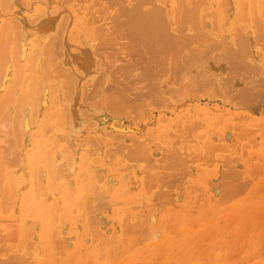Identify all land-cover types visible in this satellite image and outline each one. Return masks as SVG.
Wrapping results in <instances>:
<instances>
[{
	"label": "rangeland",
	"instance_id": "obj_1",
	"mask_svg": "<svg viewBox=\"0 0 264 264\" xmlns=\"http://www.w3.org/2000/svg\"><path fill=\"white\" fill-rule=\"evenodd\" d=\"M109 1L110 0H78V1L76 0H72V1L71 0H9V1L2 3L0 0V31L2 30L0 32V47H1L0 48V51H1L0 66H2L6 58L7 60L8 59L10 60V62L7 60L4 62L3 66L7 63L4 66V68L3 66L0 67V70H1L2 68L5 69V67L8 65L6 67L4 80L3 81L0 80V84H1L0 88L3 87L4 85V87L0 89V107L2 106V108L0 109V114H2L3 112V116L0 115V122H1L0 125L5 122L4 120H6V117H10V115H8L7 113L9 112L10 109L16 110V108L19 107L20 103L24 102L23 98H21L24 95L27 96V95L32 94L33 96H35L37 94V96L35 97L40 98L41 94H43L44 90H46L44 99L45 101H47V104L45 105V107H43L46 109L40 110V111H43L44 116L43 117L38 116V121H36L35 127L31 128L32 130L29 129L28 133L24 135L23 138H20V141H18L17 138L15 139L14 137L15 134L12 133L13 131L12 126L10 127L11 128L10 129L9 128L10 125L8 127L6 125L4 132L0 131V140H1L0 152L2 154L6 153V155L5 154L2 155L0 153V191H1L0 192L1 194L0 204H6L4 209L7 208L6 210H4L3 214L0 213V224L3 221L7 229L6 227L1 226L0 233L2 235L6 234L4 232V228L8 231V232L6 231L7 233L10 232V235H8V239L6 237L7 235L6 236L3 235L5 237L6 242L5 240L3 241V239L1 238V240L5 243L0 246H3L2 249L5 248L6 250H8L9 248L10 252L6 251L7 253L9 252L8 255L12 254L10 255L9 258L16 255L18 262L15 257L11 258L15 260L13 262V260H10L8 259V257H6L8 255L4 256L5 254H1V251H0V254L4 258L6 257V259L4 260L8 259L10 261L9 264H13V263L15 264L17 263L18 264H62V262L63 264H138L140 261L142 263H139V264H145V263L146 264H155V263L156 264L158 263L159 264H171L172 259H170L169 255L166 256L168 254V250L166 251V248L168 249L169 246L177 244L175 242H178V241H179L178 243H180L181 241L184 242L186 239L185 234L187 231L193 232L194 235H197L198 233L195 232V230H198L199 232L202 230V228L207 229L208 227H210L209 229L212 232L207 229V233L210 232L212 233V235L208 233L211 235L209 236L207 233H205L206 236L202 238L203 242L200 245L201 248L197 250L199 251V253L195 252L194 254L196 258L195 257L191 258L192 255L189 258L190 264H264V101L257 100V101H252V103H250L251 101L246 102L244 100H240L242 99V97L240 96L239 91L241 90V88H243L244 84L245 86H249L248 83L245 80L242 81L241 80L242 77H240V75H235V74L233 75L232 73L234 71L232 70H229L230 74H228L229 72L227 71L228 72L227 73L226 70H228L227 68L230 69V67H227L226 64L222 65L223 63L231 62L232 61L231 58H234V56L239 55L240 57L239 56L238 57L241 59L239 58L238 59L240 61L242 60V62L248 65L251 64L252 67L256 66V68L261 69L259 71L260 73H264L262 72L264 71L262 70L264 69V65H262L264 64V46H262L264 45V43H262L264 42V40H262L264 39V16H262L264 15V13H262L264 12V8H261V7L259 8L258 6L254 5L256 7V8L254 7L256 11L255 10L252 11L253 5H250L248 3L246 5V2L244 3L240 0L237 1L238 3L235 0H216V2L215 0H185V2L184 0L183 1L174 0L175 1L174 7H177V8H175L176 14H173V15L174 16L177 15V17L175 18L174 16H172L174 17L172 19L174 20L175 24L171 23L168 26L169 32L166 31L168 30L167 27L165 28V32L170 33L171 34V35L169 34L170 36L173 35L176 37L178 36L180 37V38L178 37L179 40L181 41L178 43L180 50L179 51L175 50L177 53H175V51L173 52V54L178 55V56L176 55L174 56L175 59L173 58L174 60H176L175 62L173 60L167 64H162L163 65L162 67L161 65H158L157 68L160 67L161 69L162 68L165 69V71H163V69L160 70L159 68V70L162 73L161 74L160 72H158L157 68L153 66V63L150 64L151 62L150 57L149 56L146 57L148 54L147 55L141 54V53L145 54V52L148 53V51L144 52L142 49H145V47L149 46V44H147V46L145 47H142L143 45H140V44L141 43L144 44L145 43L144 41H143L144 43L142 41L141 43H139L140 41L136 40L138 43H135L136 41L133 43L134 41L133 39H132V42L130 41L131 43L129 42L128 44V39L129 37H131V36H128L130 32L129 31L130 27L124 28L123 24H120L122 21L124 22L127 19V18H124L125 17L124 14H123L124 17L122 16L123 18L122 17L120 18V15H121L120 13L122 12L126 13L128 9L129 10L132 9L130 7H134L137 1L136 0H118V1L115 0L116 1L115 3L114 0H111L110 3L112 2L113 3V4L111 3L112 5L108 3ZM183 2L186 3V5L188 4L187 7L183 4ZM6 3H8L9 5H6ZM130 4H133V6L132 5L130 6ZM151 4L152 3L147 5L146 3L145 5H140V7L142 6V8H140V12L142 10L147 11V9L150 8ZM197 4L199 5L202 4L201 11L202 10H205V11L204 12L199 11L198 12L199 15L198 13H196V14H192V16L191 15L185 16V18L183 17L184 18L183 20L180 18L182 16V13H185L191 7H195V5L197 6ZM73 6L75 9L73 8ZM245 7L247 10H245ZM77 8H80L81 12L82 11L84 12L80 14L79 13L80 9L78 10V12L77 11L75 12ZM82 8H84V10H82ZM126 8L128 9L126 10ZM257 9L259 10V12H257L258 11ZM179 11H181V14H179L180 13ZM252 13H253V16H252ZM85 15L87 16L90 15V16L86 17L87 18L86 19L84 17ZM178 15H180V17H178ZM93 16L98 19L96 18L94 19ZM38 18L39 19L44 18V19L40 20L41 21L40 22ZM88 18L89 19L91 18L92 21H95L94 25H98L97 26L98 28L94 26L93 23H90L91 20H89ZM257 18L260 23L257 22ZM37 19L38 21H36ZM50 19H51V22H50ZM169 19H171V17ZM238 20L239 22H237ZM166 21L168 22V20ZM183 22L184 23L188 22V23L184 24ZM233 22H236V24H234ZM33 24H37V25H33ZM90 24H91V27L93 25V27L95 28L93 27L90 28ZM118 24L119 26H122L123 29L121 27L117 28ZM177 24H179L180 26ZM80 25L81 26L86 25V26L81 27ZM99 25L100 26L102 25V26L99 27ZM80 28H83V30ZM126 28L128 30H126ZM10 29L13 32H11ZM112 30H114L116 34ZM8 31H10V33ZM45 31H48V32L50 31V32L49 33L46 32L48 34L46 35ZM81 31H83L84 33L83 32L80 33ZM137 32L138 31H135V36L136 38L138 37V39L140 40L142 36L141 34L138 33L141 36L139 37V35H137ZM6 33L7 34L9 33L10 38L7 37L8 35ZM132 33H130V35ZM259 33L261 34L259 35ZM109 34L113 35V37L108 36ZM114 35L115 36L118 35L119 38L118 37L115 38ZM132 35L134 37V33ZM111 37L113 39L115 38L116 41L113 40ZM106 38L110 41V43L111 42L112 43L110 44L109 42H107L108 40ZM6 39H8L9 44L6 41ZM10 39L11 41H9ZM13 39L15 40L16 44L13 41ZM3 40H5L6 42ZM144 40L146 39L144 38ZM20 41H24L25 52H26L25 60L27 63H25V67L22 66V68L24 69L23 71H21L20 69L18 70L17 68L14 69L15 65L13 64L14 65L13 66L9 64V63H13L14 62L13 60L15 59V56L14 58L12 57L14 54H10L9 48H11L12 46L17 47V45L20 44ZM105 42H107L106 44L108 43L109 44L105 45ZM6 43L8 46L7 45L4 46V44ZM148 43H151V41H149ZM112 44L115 46H112ZM180 44L183 47L182 49L180 48L181 46ZM131 45L132 46L134 45V46L132 47ZM137 46L139 49L137 48ZM113 48L115 50H113ZM127 49L131 51L128 52ZM116 50H118L117 52L120 51L119 52L120 54L116 53ZM6 51H9V53ZM126 51L128 55L131 52L129 56H127V53H123ZM132 52H134L135 54L133 55ZM137 53H140V54H137ZM31 55L32 57H34V60H32L33 58L31 57ZM36 57L40 58V61L37 64V66L33 63L35 62ZM194 57H197V58H194ZM127 58H131V59H127ZM28 60H30L31 62L30 61L28 62ZM192 60H193V63L195 62L194 64L196 65L192 63ZM217 60L218 62H216ZM86 62L87 63L89 62V67H92V69H98V70L94 71L91 69L89 71L90 74L84 75L83 69H81L82 70L81 71L80 68L83 65V63H86ZM207 62H209L208 63L209 65L208 64L205 65V63ZM246 62H249V63H246ZM254 64H258V65H254ZM46 65H48V67ZM204 65L208 68L209 71L207 70L206 67H204ZM220 65L226 66L227 68L223 67V69H221ZM210 67H212L213 70H216V71L213 72L212 68ZM30 68L31 69L33 68L32 71ZM35 68L39 73L35 70ZM25 70H27V72ZM56 71L57 72L59 71V72L57 73ZM34 72L35 73L37 72V74H34ZM91 72H95V73H91ZM45 73H46V76L49 78L47 77L43 78L45 77L44 75ZM146 73L147 74L149 73V74L147 75ZM154 73L156 74V76ZM225 73L229 75L228 78L230 80L233 78L232 80L234 82L232 80H231L232 83L228 82L229 80L227 79L228 75L227 74H226L227 76L224 75ZM158 74L160 75L158 76ZM49 75H52V76L50 77ZM149 75L151 76V78L152 77L155 78L156 82H154V79H153L152 80L153 83H152ZM38 76H39V79H38ZM54 76H58V77L56 78ZM71 77L72 79L73 77H75L74 78L75 80L73 79V82L70 79ZM195 78H197V80ZM76 79L78 80L77 82H75ZM21 81H22V84L24 83L25 85V86L23 85L24 89L17 88L18 84H20ZM39 81H40V84H39ZM235 81L237 83H235ZM183 82L184 83L186 82V83L184 84ZM73 83H76V84H73ZM154 83H157L155 84L156 86H153ZM42 84H43V87H42ZM156 89L158 91H156ZM36 90L38 91L40 90V94ZM259 90L264 92V88H259ZM12 91H14L15 93ZM53 91H56V92L52 93ZM160 91L163 94L160 93ZM63 92L66 93L64 95L65 97L62 95ZM68 93L69 95H67ZM120 93L122 95H120ZM151 93H154V95L158 93L160 97L163 96L162 98L164 99L161 98L163 100L161 104L163 105H160L159 103L161 101V100H158L160 99V97L158 96L159 98L157 99L155 97L157 94L154 97H152L153 94L152 96H150ZM10 95L12 96L14 95V97L12 98V96ZM50 95L51 96L54 95V96L51 97ZM56 95H57L56 98L60 99L61 104L63 103L62 104V106L64 105L63 107L68 105L67 107H65V109H63L62 106H61L62 108L61 109L60 105L58 108L54 106L52 107L51 100ZM154 100L156 101L154 102ZM6 102L8 106L6 105ZM198 105L200 106V108H206V110H204L203 112L198 111V109L194 110L193 108H195V106H198ZM8 107H10L9 110L7 109ZM211 109L212 110L214 109V110L211 111ZM208 110L211 112H209ZM65 111H69V112H65ZM206 112L210 114H207ZM48 114L51 117H49ZM74 114L75 115L77 114L78 117L82 119L83 126H84L82 129L86 128L82 130L81 132L77 130L76 127H73V124L71 123V121L69 122L71 125L67 123L68 121L65 122L66 118L64 115L72 117V115ZM99 115L101 118L99 117ZM52 116H54L56 119ZM240 116L243 118H241ZM158 117L159 119L162 117H165V119H167L170 123H172L174 127L176 126L175 128L173 127L172 129L169 130L168 134L170 136L169 135L168 137L166 136L168 140L165 136H163L162 139L160 137H157L156 139L155 137V134H157L158 133L157 131H159L157 130V127H160L159 126L160 124L155 127L157 120L159 121V119H157ZM51 118L53 119L51 120ZM212 118L213 120H211ZM29 119L31 120V116ZM187 119H189V122H185L187 121ZM183 122H185L183 124L185 125V127L182 124H180ZM66 123L67 125L70 126L69 127L70 129H67L68 126L65 125ZM17 124L18 123H15V125ZM45 124L47 127H45ZM87 124L89 125L93 124L92 125L93 127L88 126ZM187 124L188 126L190 124V126L188 127ZM15 125H14V128H16ZM39 125L42 128L38 129ZM111 125L115 126L116 128H120V129L123 128V130H131V133H132L131 138H133L132 136H135L134 137L135 139L137 137L139 141L141 142L143 141V143L139 142V144L141 143V146L143 145L142 150L145 153L149 150L148 154H145L143 151H141L143 153L139 151L142 154V155L138 154L140 156L139 158V156H136L137 154L133 153V155L131 154L132 157L129 158L131 160L128 161V159L125 158V154L126 156L127 155L130 156V153L132 152L130 149H128L129 151L126 150L127 146L124 144H125V141L127 142L129 141V138L128 140H125V138H123L125 140L123 141V145L126 148L123 147L122 149L125 148V150H121L120 145L115 144V141L117 140L118 142L121 141V140L119 141L120 138L115 134L117 138L114 139L115 135H113L112 133L111 134L108 133L109 129L111 131ZM153 125L155 128L153 127ZM65 126H66V129H65ZM177 126L183 127L182 129L185 128V130H183L184 136L181 134L182 129L180 128L181 129L180 130L179 127ZM48 127L50 128L48 129ZM55 128H56V131L58 130L57 132H55L54 130ZM176 128H178L179 131L176 130ZM9 129L11 132L9 131ZM46 129H48L49 132H47ZM233 129L236 131V134H234L235 131ZM68 130H70V132H68ZM32 131L33 132L37 131L40 133V134L37 133L39 135V136L37 135V140H35L32 137V133H31ZM255 131H258V132H255ZM8 132H10L9 133L10 135L13 134L14 138L12 136H9ZM61 133L62 135H60ZM173 133L178 134L179 136L178 135L176 136ZM244 133H246V135ZM64 134L67 135V138L69 137L68 140L66 139V136L63 137ZM133 134H136V135H133ZM180 135H182V137L185 139H188L189 137V140L183 141L182 140L183 138L181 139ZM88 136L95 139V140L92 139L94 142H91ZM57 137L59 138L57 139ZM152 138L153 139L155 138L154 140L155 143H153ZM84 141L86 142L85 145L81 146L80 143ZM147 141L150 142L151 146L148 145ZM68 142L70 145L67 144ZM96 142L97 144H95ZM144 142H146L147 146H144L146 145L144 144ZM193 142H196L197 144L194 145ZM16 143L17 144L19 143V144L17 145ZM181 143L183 144L186 143L188 145H182ZM11 144L13 147L10 146ZM46 144L50 145L48 149H50L53 153H55L56 149H58L53 157L54 158L53 161L56 162V164H53V166H56V168H59L58 166H61L62 163L63 164L66 163L65 162L66 159L69 160V158L71 159V157H74V155L80 154L78 156L79 162L80 161L82 162L81 158L84 157L85 159H83L84 162H82V164L86 163L85 165L87 166V163H90L92 167L96 169V170L92 169L94 170L92 172H94L96 176H99V179L97 177L98 181L95 179L96 178L95 176V178L92 180L91 185H88V180L86 179L88 176L86 174L84 175L81 174L80 179H78L79 177L75 178L74 179L75 184L72 185L73 187L72 189H76V188L79 189L80 190L79 193L81 194L76 197L71 191V193L73 194V198H72V195L70 198V194H71L70 191H69V194L68 193L65 194L64 193L65 191H62V188H58V189L54 188V184L51 181L50 177H49L50 179L44 178L47 182L44 184L45 187L41 188L43 185V182L41 180V174L46 171L45 168L47 165L51 164V160L49 161V159L46 158L42 166H40V168L36 169L35 171H34L33 163L37 161L38 157L42 156L43 151L45 150V147L47 146ZM92 144H95V146L97 145L96 146L97 148L92 147ZM80 146H81V150L80 152H77L80 149L77 147H80ZM222 146H224V148ZM18 147H21V148H18ZM109 148L110 149L112 148L111 150H114L113 148H116L115 149L116 152H119L121 150L119 152L120 155L118 153H117L118 156L115 155L114 154L116 153L115 150L110 151ZM149 148H153V149H149ZM218 148H219V151H218ZM18 149H19V152H18ZM105 149H107V152L105 151ZM208 149H210V151ZM154 150L157 153H155ZM211 150L212 151L215 150V151L211 152ZM72 151H75L74 155H73L74 152ZM162 151L165 153H163ZM196 151H197V154H196ZM90 153H92V155ZM167 153L169 155L175 153V155L172 157L178 158L176 159L177 161L179 160L178 162L177 161L174 162V164L178 166H175V165L171 166L173 169L169 166V164L171 163L167 161L168 157H169V160L171 159V156L167 155ZM87 154H89L90 156ZM112 154H114V156ZM134 154L136 158L134 157ZM178 154H181V156ZM15 155L17 156L19 155V157ZM145 155L146 156L150 155V156L146 157ZM88 156L91 158L89 159ZM120 156L123 158H121ZM156 156H159L160 159H156ZM209 156L211 158H209ZM8 157L10 158V160ZM141 157L144 159H142ZM163 157H165V159ZM138 160L141 162L143 160V162L141 163ZM146 160L147 161L149 160V162H147ZM205 160L206 162H210V163H206ZM209 160H212V162ZM18 161L19 163H17ZM161 161L163 162L161 163ZM6 162L8 164L10 163V165H7ZM165 162H169V163L166 164ZM159 164H161L162 167ZM17 167L19 171L17 170ZM165 167L166 169L168 168L169 169L166 171ZM15 170L17 171L14 172ZM40 170L41 171L44 170V171L42 173H39L41 172ZM139 170H142V171H139ZM144 170L148 172L149 174L146 173ZM178 170L180 173H182L183 176H186V178L184 177L185 180H183L180 186V188H183L182 192H178L179 188H177L178 190L177 189L173 190L176 196H178L179 195L178 193H180L178 197H181V198L179 199V201L176 198L177 200V201L175 200L176 202L175 201L170 202V200L169 201L167 200L169 199L168 196L172 195V193L169 195L161 193L160 189L158 190V187L161 188L160 185L162 184H157L155 180L159 181L158 183H161L160 181H163V180L165 181L166 179L160 180L158 179V177L159 178L164 177L165 174H168L171 172L179 173ZM95 171L97 172L95 173ZM102 172L103 173L105 172L103 180L100 179L102 178L101 177L103 174ZM136 172L139 174H137ZM144 172L146 175H144ZM151 172L154 175H152ZM155 172L157 173V175L155 174ZM164 172L166 173L163 174ZM31 174L33 176H31ZM37 175L40 177V178L37 177L39 181L35 180ZM147 175L149 176V178L147 177ZM160 175H163V176H160ZM182 175L180 174L179 176H182ZM154 176L157 179H155ZM2 177L3 179H1ZM141 177H142V180H144L146 177L145 179L146 183H144L145 181L141 180ZM69 179L70 178L67 177L65 181H68ZM147 179H150V182ZM60 181L62 182L64 180H60ZM76 181L79 183L77 184ZM34 182L36 184L33 185ZM38 182L40 183L41 186L39 185ZM51 183L53 184V187H52L53 190L51 187H49L50 185H52ZM143 183L147 184L146 185L147 190L149 188H152L150 189L151 191L148 190L150 192H147V190H144L145 188L143 187H146V186H142ZM113 184L115 185L111 186ZM107 185L109 186L110 192L112 189L111 194L109 193V191L107 192V194L105 193V187L107 188L108 187ZM150 185H153V186H150ZM29 186L31 187V189ZM121 186H122V189H121ZM38 187L41 189H39ZM46 188H48L49 192L47 191ZM153 188H156V189H153ZM54 189L58 191L59 193L57 192L58 193L57 194ZM119 189L126 190V193H124L123 191L121 192ZM128 189L130 191L133 190L131 191L132 193L131 192L129 193ZM135 189H137L138 191ZM43 190L46 192L44 193ZM103 190H104V193H103ZM39 191L41 194L40 196L38 193ZM140 191L143 193H141ZM161 191H163V189ZM127 192L129 194H133L134 196L132 195H129V197L126 196L128 195ZM157 192H160V194ZM221 192L226 193V196L225 194ZM98 193L100 195H98ZM4 194L7 195V197L4 196ZM156 194L158 196H156ZM216 194L219 197L216 196ZM106 195L111 198L106 197ZM10 196L12 199L10 198ZM48 196L50 197V199ZM3 197L6 198L7 200L4 199ZM215 197H217V199L219 198V200H217ZM13 198L16 200H13ZM174 198L172 197V201ZM45 199H47L46 201L49 204L45 201ZM95 200H96V203H95ZM13 201H16V202H13ZM197 201H199V204L197 203ZM8 202H11L10 205L12 208H14L13 209L14 211L10 210L11 208ZM168 202L169 204H167ZM144 203L146 205L148 204V207L145 205L146 206L145 208ZM151 203L153 206H151ZM195 203L198 204L197 207L200 209V215H199L200 223L198 221H195V222H191L187 226H181V224H179L180 221H177L175 216L177 215V213L183 212L185 210H186L185 212L189 211L190 209H192ZM12 204H14L15 206ZM58 204L60 205L64 204L70 208H74L76 207V205L77 206L80 205V206L76 207L75 213H73L74 211L70 212L68 209L62 210L60 208L61 209L60 210L58 207ZM82 204L84 205L87 204V205L84 206ZM123 204L125 205L123 206ZM163 204H166V205L163 206ZM110 205L114 207H111ZM115 206H117V208ZM137 206L140 208L138 209ZM83 207L85 208L84 209L85 212H83V209H82ZM103 207L107 209H104ZM128 207L130 208L132 207V208L128 209ZM54 208L57 211L54 210ZM113 209H114V212H113ZM115 209L119 211L115 212ZM133 209H135L136 211H133ZM6 211L8 212L6 213ZM152 211H153V215L152 213H149ZM23 212H25V214H23ZM55 212L58 214H56ZM129 213L130 215H128ZM136 213H137L138 218L140 217L139 219L137 218ZM148 213L149 215L150 214L151 215L148 216ZM132 214H135V215H132ZM13 215L15 216L13 217ZM81 215L83 218V222H82L83 224L79 225L80 223L79 217L81 218ZM188 216H193V215L191 214ZM86 217L91 218V219L89 218L87 221L89 225H87L85 221ZM40 218L42 219V221ZM38 219H39V222L36 221ZM137 219L140 223L137 221ZM150 219L152 221L154 220V222H152L153 224L151 223ZM132 220H135V221L133 222ZM34 221L37 223H35ZM175 223L176 225L178 223L177 227ZM42 227L44 228L42 229ZM218 228H220V230H218ZM52 230L55 232V234L54 232H52ZM92 231L94 232L92 233ZM125 233L127 235H125ZM29 236L33 237L32 242L25 240L26 242L23 243L22 237H25L26 239ZM94 236H97V237H94ZM169 236L171 237L169 238ZM42 238H43V241H42ZM137 238H139V240ZM33 243L40 244V245H38L37 248H33L32 246ZM165 243L169 245H165ZM33 249L37 250L40 253V254L38 253L40 259H37V260L33 259L32 257L33 253L31 252L33 251ZM161 249H162V253H161ZM2 251H5V250H2ZM2 253H5V252H2ZM196 253H198V256L196 255ZM19 255L21 256L18 257ZM165 260H167V263ZM11 261L13 263H11Z\"/></svg>",
	"mask_w": 264,
	"mask_h": 264
},
{
	"label": "bare ground",
	"instance_id": "obj_2",
	"mask_svg": "<svg viewBox=\"0 0 264 264\" xmlns=\"http://www.w3.org/2000/svg\"><path fill=\"white\" fill-rule=\"evenodd\" d=\"M3 0H1V2H2ZM6 1H9V0H4L2 3H4V2H6ZM72 1V0H71ZM76 1H78V0H76ZM111 1V0H110ZM110 1L108 2V3H110ZM115 1V0H114ZM116 1H118V0H116ZM116 1H115V3H116ZM137 1V3H135V6L134 7H130V8H132V9H128V8H126V10L128 9V11H126V13H124V12H122V13H120L121 15H120V18L123 16V14H124V18H127L126 19V21H122L120 24H123V26H124V28L125 27H127V28H129L130 27V29H129V34H128V36H131V37H129V39H128V44H129V42L131 41L132 42V39L134 40L133 41V43L136 41V40H138V41H140L139 43H141V41L143 42H147L146 43V45H145V43L144 44H140V45H143L142 47H145V46H147V44H149V46H147V47H145V49H142L144 52L145 51H148V53H146L145 52V54L144 53H141V54H143V55H147L146 57H150V64H152L153 63V66H155L156 68L158 67V65H161V67L163 66L162 64H167V63H169V62H171V61H173L174 59H175V55L176 56H178L177 54H173V52L176 50V51H179L180 49H179V42H181L180 40H179V38L178 37H176V36H170L171 34L170 33H168L169 32V28H168V26L171 24V23H174L175 24V22H174V20L172 19V18H176L177 17V15L176 16H174L173 14H176V10H175V8H177V7H174V5H175V1L174 0H136ZM180 1H183V0H180ZM236 2L238 1V0H235ZM240 1H242V2H246V5H247V3L248 4H250V5H253V10L252 11H254L255 10V6L254 5H256V6H258L259 8L261 7V8H264V0H240ZM239 1V2H240ZM69 2V1H68ZM68 2H67V4H68ZM119 2H121V1H119ZM184 2H185V0H184ZM183 2V4L187 7V5H186V3H184ZM198 2V1H197ZM205 2V1H204ZM215 2H216V0H215ZM62 3H63V1H62ZM65 3V2H64ZM112 3V2H111ZM110 3V4H111ZM114 3V4H115ZM118 3V2H117ZM143 3V4H142ZM147 3V5H149L150 3H152L151 4V6H150V8L149 9H147V11H143L142 9V11L140 12V8H142V6L140 7V5H145V4ZM191 3V2H190ZM238 3V2H237ZM243 3V4H244ZM73 4H74V2H73ZM113 4V3H112ZM111 4V5H112ZM134 4V3H133ZM133 4H130V6L132 5L133 6ZM177 4H178V2H177ZM228 4V3H227ZM3 5H5V4H3ZM6 5H9L8 3H6ZM146 5V6H147ZM192 5V4H191ZM199 4H197V6L195 5V7H189L190 9L188 10V11H186L185 13H182V16L180 17V15H178V17H180L182 20L185 18V16H192V14H196V13H198L199 11L200 12H204L205 10H202L201 11V6H202V4L201 5H199ZM213 5V4H212ZM214 5H216V4H214ZM245 5V6H246ZM27 6V5H26ZM26 6H25V8H26ZM230 6V5H229ZM236 6H237V4H236ZM90 7H91V5H90ZM211 7V6H210ZM242 7V6H241ZM247 7V6H246ZM246 7H245V10H247L246 9ZM252 7V6H251ZM250 7V8H251ZM255 7V8H254ZM5 8V7H4ZM7 8V7H6ZM24 8V7H23ZM73 8H74V6H73ZM80 8H81V6H80ZM80 8H77L76 10H75V12L77 11L78 12V10L80 9ZM124 8V7H123ZM180 8V7H179ZM219 8V7H218ZM229 8V7H228ZM75 9V8H74ZM92 9V8H91ZM90 9V10H91ZM93 9H94V7H93ZM125 9V8H124ZM182 9V8H181ZM213 9V8H212ZM82 10H84V8H82ZM219 10V9H218ZM258 10V9H257ZM93 11V10H92ZM91 11V12H92ZM119 11H121V10H119ZM237 11V10H236ZM256 11V10H255ZM82 12H84V11H82ZM81 12V9L79 10V13L81 14L82 13ZM90 12V11H89ZM96 12V11H95ZM175 12V13H174ZM180 13L179 14H181V11H179ZM257 12H259V10L257 11ZM60 13V12H59ZM178 13V12H177ZM215 13V12H214ZM229 13V12H228ZM262 13H264V12H262ZM261 13V14H262ZM45 14V13H44ZM66 14H67V12H66ZM95 14V13H94ZM43 15V14H42ZM53 15V14H52ZM92 15V14H91ZM198 15H199V13H198ZM215 15V14H214ZM39 16H41V15H39ZM44 16V15H43ZM65 16H67V15H65ZM90 16V15H89ZM89 16H87V15H85L84 17L86 18V17H89ZM172 16H174V17H172ZM209 16V15H208ZM239 16V15H238ZM252 16H253V13H252ZM262 16H264V15H262ZM35 17V16H34ZM122 17V18H123ZM171 17V19H169ZM184 17V18H183ZM196 17V16H195ZM194 17V18H195ZM255 17H256V15H255ZM258 17V16H257ZM259 17H260V15H259ZM40 18V17H39ZM38 18V19H39ZM45 18V17H44ZM44 18H41V19H39V21L40 20H42V19H44ZM93 18L95 19L96 17H94L93 16ZM119 18V17H118ZM119 18V19H120ZM38 19L36 20V21H38ZM68 19V18H67ZM84 19V18H83ZM87 19V18H86ZM89 19V18H88ZM96 19H98V18H96ZM229 19V18H228ZM231 19V18H230ZM234 19V18H233ZM256 19V18H255ZM260 19V18H259ZM31 20H33V19H31ZM89 20H91L90 21V23H93V25H94V22L95 21H92V19L90 18ZM166 20H168V22H170V23H168ZM197 20V19H196ZM241 20V19H240ZM244 20V19H243ZM246 20V19H245ZM252 20V19H251ZM15 21V20H14ZM121 21V20H120ZM189 21H191V20H189ZM234 21V20H233ZM41 22V21H40ZM47 22H48V20H47ZM50 22H51V19H50ZM86 22V21H85ZM88 22V21H87ZM177 22H179V21H177ZM212 22H214V21H212ZM237 22H239V20L237 21ZM247 22V21H246ZM257 22H259L258 21V18H257ZM33 23H35V22H33ZM39 23V22H38ZM105 23V22H104ZM104 23H103V25H104ZM117 23V22H116ZM184 23V22H183ZM186 23H188V22H185L184 24H186ZM234 24H236V22H233ZM260 23V22H259ZM88 24V23H87ZM180 24V23H179ZM179 24H177V25H179ZM182 24V23H181ZM253 24H255V23H253ZM32 25V24H31ZM33 25H37V24H33ZM59 25V24H58ZM82 25V24H81ZM80 25V26H81ZM89 25V24H88ZM93 25H92V27H93ZM108 25V24H107ZM262 25V24H261ZM80 26H78V27H80ZM83 26H86V25H83ZM83 26H81V27H83ZM94 26H98V25H94ZM102 26V25H101ZM100 25H99V27H101ZM180 26V25H179ZM88 27V26H87ZM91 27V24H90V28H92ZM122 28L123 29V27L122 26H119V24H118V27L117 28ZM167 27V29L168 30H166V31H168V32H165V28ZM244 27V26H243ZM11 28H13V27H11ZM15 28V27H14ZM18 28V27H17ZM93 28H95V27H93ZM98 28V27H97ZM116 28V29H117ZM126 28V30H128ZM176 28H177V26H176ZM235 28V27H234ZM7 29V28H6ZM16 29V28H15ZM35 29V28H34ZM58 29V28H57ZM78 29V28H77ZM80 29H82L83 30V28H80ZM110 29V28H109ZM252 29H254V28H252ZM256 29V28H255ZM37 30V29H36ZM38 30H39V28H38ZM37 30V31H38ZM41 30V29H40ZM96 30V29H95ZM103 30V29H102ZM132 30V31H131ZM138 31L137 32V35H139V34H141V36L139 35V37H141L140 38V40L138 39V37L136 38V36H135V31ZM178 30V29H177ZM258 30V29H257ZM2 31V30H1ZM0 31V32H1ZM7 31V30H6ZM10 31H11V29H10ZM10 31H8L9 33H10ZM17 31H18V29H17ZM85 31V30H84ZM111 31V30H110ZM114 33H115V31L114 30H112ZM11 32H13V31H11ZM39 32V31H38ZM46 32H48V31H45V34L46 35H48ZM50 32V31H49ZM48 32V33H49ZM83 31H81L80 33H82ZM127 32V31H126ZM134 33V37H133V33ZM253 32V31H252ZM255 32V31H254ZM261 32V31H260ZM9 33L7 34L8 36L7 37H9ZM80 33H78V34H80ZM84 33V32H83ZM114 33H112V34H114ZM123 33H125V32H123ZM130 33H132L131 35H130ZM139 33V34H138ZM262 33V32H261ZM261 33H259V35L261 34ZM116 34V33H115ZM170 34V35H169ZM12 35V34H11ZM96 35V34H95ZM108 36H112L113 37V35H108ZM6 37V36H5ZM4 37V38H5ZM49 37V36H48ZM53 37V36H52ZM52 37H51V39H52ZM81 37V36H80ZM106 37V36H105ZM111 37V38H112ZM114 37L116 38V37H118V35L117 36H115L114 35ZM133 37V38H132ZM10 38V37H9ZM42 38V37H41ZM40 38V39H41ZM62 38V37H61ZM107 38H109V37H107ZM106 38V39H107ZM115 38L113 39V40H115ZM119 38V37H118ZM128 38V37H127ZM130 38H131V40H130ZM144 38L146 39V40H144ZM15 39V38H14ZM13 39V41L15 42V40ZM18 39H19V37H18ZM80 39H82V38H80ZM104 39V38H103ZM254 39V38H253ZM23 40V39H22ZM84 40V39H83ZM108 40V39H107ZM112 40V41H113ZM262 40H264V39H262ZM3 41H5V40H3ZM6 41L8 42V39H6ZM5 41V42H6ZM9 41H11V39L9 40ZM25 41V40H24ZM24 41H20V44L19 45H17V47H14V46H12L11 48H9V50H10V54H14L12 57L14 58V56H15V59L13 60L14 62L13 63H9V64H11V65H15V68L14 69H20L21 71H23L24 69L22 68V66L23 67H25V63H27L26 62V60H25V46H24ZM49 41H51V40H49ZM105 41V40H104ZM116 41V40H115ZM149 41H151V43H148ZM255 41V40H254ZM13 42V43H14ZM39 42V41H38ZM107 42H109L110 43V41L108 40ZM107 42H105V45H108V44H106ZM120 42V41H119ZM130 42V43H131ZM153 42V43H152ZM261 42V41H260ZM12 43V42H11ZM18 43V42H17ZM104 43V42H103ZM112 43V42H111ZM110 43V44H111ZM116 43V42H115ZM135 43H138L137 41L135 42ZM253 43V42H252ZM262 43H264V42H262ZM8 44H9V42H8ZM15 44H16V42H15ZM36 44V43H35ZM97 44H98V42H97ZM122 44V43H121ZM235 44V43H234ZM243 44V43H242ZM241 44V45H242ZM3 45V44H2ZM5 45H7V43L6 44H4V46ZM39 45V44H38ZM138 45V44H137ZM181 45V44H180ZM247 45V44H246ZM255 45V44H254ZM8 46V45H7ZM16 46V45H15ZM110 46V45H109ZM112 46H115V45H113L112 44ZM120 46V45H119ZM132 46V45H131ZM134 46V45H133ZM132 46V47H133ZM236 46V45H235ZM262 46H264V45H262ZM14 47V48H13ZM58 47V46H57ZM95 47V46H94ZM141 47V48H142ZM1 48V47H0ZM93 48V47H92ZM135 48V47H134ZM137 48H138V46H137ZM180 48L182 49L183 47H182V45L180 46ZM4 49V48H3ZM6 49V48H5ZM100 49V48H99ZM117 49V48H116ZM139 49V48H138ZM147 49V50H146ZM62 50V49H61ZM98 50V49H97ZM105 50V49H104ZM113 50H115L114 48H113ZM126 50V49H125ZM128 50V52L129 51H131V50H129V49H127ZM134 50V49H133ZM132 50V51H133ZM184 50V49H183ZM228 50V49H227ZM244 50H245V48H244ZM4 51V50H3ZM60 51V50H59ZM108 51V50H107ZM106 51V52H107ZM110 51V50H109ZM118 50H116V53H118V54H120L119 52H117ZM136 51V50H135ZM134 51V52H135ZM139 51V50H138ZM142 51V52H143ZM175 51V53H177ZM6 52H8L9 53V51H6ZM12 52V53H11ZM93 52H95V51H93ZM104 52V51H103ZM113 52V51H112ZM134 52H132V54L134 55L135 53ZM140 52H141V50H140ZM237 52V51H236ZM241 52V51H240ZM249 52V51H248ZM0 53H1V51H0ZM53 53V52H52ZM110 53V52H109ZM122 53V52H121ZM123 53H127V51L126 52H123ZM122 53V54H123ZM131 53V52H130ZM130 53H129V55H130ZM2 54H4V53H2ZM61 54H63V53H61ZM115 54V53H114ZM131 54V55H132ZM137 54H140V53H137ZM242 54V53H241ZM240 54V55H241ZM252 54V53H251ZM39 55V54H38ZM37 55V56H38ZM52 55V54H51ZM55 55H57V54H55ZM95 55V54H94ZM128 55V53H127V56H129ZM199 55V54H198ZM235 55V54H234ZM233 55V56H234ZM245 55H246V53H245ZM108 56V55H107ZM125 56H126V54H125ZM136 56V55H135ZM168 56H170V57H168ZM204 56V55H203ZM239 55H236V56H234V58H231L232 59V61L231 62H228V63H223L222 65H224V64H226V66L227 67H230V69L229 68H227L226 66H221L220 65V68L221 69H223V67L225 68H227L228 70H226V72L228 71L229 72V70H232V71H234L232 74L234 75H240V77H242V81L243 80H245L247 83H248V85L250 86H245V84H244V86H243V88H241V90L239 91V93H240V96L242 97V99H240V100H244V101H246V102H250V103H252V101H257V100H261V101H264V99H262V98H264V92H262L261 90H259V88H264V73H260L259 71L261 70V69H258V68H256V66H254V67H252L251 66V64L250 65H248V64H245L244 62H242V60L240 61L239 59H241V58H239L238 57ZM31 57H32V55H31ZM253 57V56H252ZM33 58V59H32ZM31 59L32 60H34V57H32ZM107 58H109V57H107ZM111 58V57H110ZM174 58V59H173ZM194 58H197V57H194ZM213 58V57H212ZM239 58V59H238ZM251 58V57H250ZM5 59V58H4ZM127 59H131V58H127ZM193 59V58H192ZM211 59V58H210ZM218 59H220V58H218ZM225 59H227V58H225ZM234 59V60H233ZM260 59V58H259ZM7 60V58L4 60V62ZM22 60V61H21ZM199 60V59H198ZM204 60V59H203ZM207 60V59H206ZM213 60V59H212ZM211 60V61H212ZM216 60V59H215ZM214 60V61H215ZM247 60V59H246ZM7 61H9L10 62V60L8 59ZM18 61H20V62H18ZM30 60H28V62H29ZM39 61H40V58L39 57H36L35 58V62H33L36 66H37V64L39 63ZM80 61V60H79ZM128 61V60H127ZM176 60H174V62H175ZM194 61H196V60H194ZM220 61H222V60H220ZM224 61V60H223ZM4 62H3V64H4ZM31 62V61H30ZM91 62V61H90ZM139 62V61H138ZM141 62H143V61H141ZM200 62V61H199ZM203 62V61H202ZM216 62H218V60L216 61ZM226 62V61H225ZM95 63V62H94ZM145 63V62H144ZM143 63V64H144ZM192 63H193V60H192ZM195 63V62H194ZM193 63V64H194ZM209 62H207V63H205V65L206 64H208ZM211 63V62H210ZM215 63V62H214ZM213 63V64H214ZM246 63H249V62H246ZM255 63V62H254ZM3 64H2V66H3ZM7 64V63H6ZM5 64V65H6ZM98 64H99V62H98ZM142 64V63H141ZM146 64V63H145ZM199 64V63H198ZM4 65V66H5ZM13 65V66H14ZM90 65H91V63H90ZM147 65V64H146ZM194 65H196V64H194ZM204 65V67H206ZM209 65V64H208ZM254 65H258V64H254ZM262 65H264V64H262ZM2 66H0V67H2ZM4 66H3V68H4ZM8 66V65H7ZM6 66V67H7ZM34 66V65H33ZM39 66V65H38ZM47 67H48V65H46ZM80 66V65H79ZM148 66V65H147ZM212 66V65H211ZM215 66V65H214ZM216 66H217V64H216ZM6 67H5V69H1L0 70V80H4V77H5V72H6ZM29 67V66H28ZM97 67H98V65H97ZM140 67V66H139ZM231 67H232V69H231ZM41 68V67H40ZM96 68V67H95ZM160 68V67H159ZM159 68H157V70H158V72H160L161 73V71L160 70H162L161 68H160V70H159ZM166 68V67H165ZM201 68V67H200ZM207 68V67H206ZM205 68V69H206ZM210 68H212V67H210ZM216 68V67H215ZM261 68V67H260ZM8 69V68H7ZM13 69V68H12ZM31 69V68H30ZM33 69V68H32ZM32 69H31V71H32ZM38 69V68H37ZM42 69V68H41ZM49 69V68H48ZM81 69H83V73H84V75H88V74H90V70L92 69V67H89V62L87 63H83V65L81 66V68H80V70ZM143 69V68H142ZM10 70V69H9ZM27 70H29V69H27ZM27 70H25L26 72H27ZM35 70H36V68H35ZM34 70V71H35ZM92 70H98V69H92ZM155 70V69H154ZM207 70H208V68H207ZM212 70H213V68H212ZM262 70H264V69H262ZM37 71V70H36ZM54 71V70H53ZM82 71V70H81ZM163 71H165V69H163ZM209 71V70H208ZM214 71H216V70H213V72ZM223 71V70H222ZM38 72V71H37ZM37 72L35 73L34 72V74H37ZM46 72V71H45ZM57 72V71H56ZM59 72V71H58ZM57 72V73H58ZM80 72V71H79ZM227 72V73H228ZM262 72H264V71H262ZM39 73V72H38ZM47 73V72H46ZM46 73L44 74L45 75V77H43V78H46L47 76H46ZM56 73V74H57ZM82 73V74H83ZM91 73H95V72H91ZM195 73V72H194ZM227 73H225L224 75H226ZM51 74V73H50ZM55 74V75H56ZM147 74V73H146ZM145 74V75H146ZM149 74V73H148ZM147 74V75H148ZM155 74V73H154ZM162 74V73H161ZM209 74V73H208ZM211 74V73H210ZM216 74V73H215ZM228 74H230V72L228 73ZM227 74V75H228ZM231 74V75H232ZM8 75V74H7ZM30 75H32V74H30ZM58 75V74H57ZM152 75V74H151ZM160 74H158V76H159ZM214 75V74H213ZM223 75V76H224ZM226 75V76H227ZM50 77L52 76V75H49ZM90 76V75H89ZM150 76V75H149ZM148 76V77H149ZM154 76V75H153ZM155 76H156V74H155ZM54 77H58V76H54ZM53 77V78H54ZM229 77V75L227 76V79H229L228 78ZM7 78V77H6ZM8 78H9V76H8ZM21 78V77H20ZM47 78H49V77H47ZM75 77H73V79H74ZM86 78V77H85ZM150 78H151V76H150ZM239 78V77H238ZM24 79V78H23ZM38 79H39V76H38ZM71 80H72V82H73V79H72V77L70 78ZM69 79V80H70ZM154 79V82H156L155 81V78H151V81ZM184 79V78H183ZM196 80H197V78H195ZM233 79V78H232ZM231 79V80H232ZM10 80V79H9ZM75 80V79H74ZM117 80V79H116ZM217 80V79H216ZM231 80L229 79L228 80V82H231ZM32 81H33V79H32ZM38 81V80H37ZM78 80L76 79V81L75 82H77ZM183 81V80H182ZM187 81V80H186ZM214 81H215V79H214ZM233 81V80H232ZM71 82V83H72ZM103 82V81H102ZM117 82V81H116ZM196 82V81H195ZM234 82V81H233ZM240 82V81H239ZM26 83V82H25ZM104 83V82H103ZM152 83H153V81H152ZM184 83V82H183ZM186 83V82H185ZM184 83V84H185ZM198 83V82H197ZM232 83V82H231ZM235 83H237L236 81H235ZM243 83V82H242ZM21 84V85H20ZM20 84H18V86H17V88H21V89H24L23 87L25 86L24 85V83L22 84V81L20 82ZM37 84V83H36ZM39 84H40V81H39ZM68 84H70V83H68ZM73 84H76V83H73ZM155 84H157V83H154L153 84V86H156ZM24 85V86H23ZM183 85V84H182ZM188 85V84H187ZM247 85V84H246ZM251 85H253V86H251ZM0 86H1V84H0ZM40 86V85H39ZM64 86V85H63ZM100 86V85H99ZM121 86V85H120ZM166 86V85H165ZM236 86H237V84H236ZM242 86V85H241ZM3 87H4V85H3ZM3 87H1V88H3ZM14 87V86H13ZM34 87V86H33ZM42 87H43V84H42ZM72 87H73V85H72ZM116 87V86H115ZM162 87H163V85H162ZM193 87V86H192ZM0 88V89H1ZM17 88H15V89H17ZM152 88V87H151ZM34 89H36V88H34ZM53 89V88H52ZM62 89H63V87H62ZM124 89V88H123ZM154 89H155V87H154ZM164 89V88H163ZM20 90V89H19ZM111 90V89H110ZM149 90V89H148ZM165 90V89H164ZM15 91V90H14ZM14 91H12V92H14ZM36 91H38V90H36ZM64 91H65V89H64ZM69 91H71V90H69ZM128 91V90H127ZM153 91V90H152ZM155 91V90H154ZM156 91H158L157 89H156ZM155 91V92H156ZM234 91H236V90H234ZM54 92H56V91H53L52 93H54ZM126 92V91H125ZM151 92V91H150ZM238 92V91H237ZM15 93V92H14ZM32 93V92H31ZM38 93L40 94V90L38 91ZM64 93V92H63ZM62 93V95L64 96L66 93H64L63 94ZM160 93H162L161 91H160ZM164 93H165V91H164ZM34 94V93H33ZM45 94H46V90H44V92H43V94H41V96H40V98L39 97H35V96H37V94L35 95V96H33L32 94L31 95H24L23 97H21V98H23V100H24V102L22 103H20V105H19V107H17L16 108V110L14 109H10V107H8L7 109L9 110V112H7L8 113V115H10V117H6V120H4L5 122L4 123H2L1 125H0V131L1 132H4V130H5V128H6V125H7V127L9 126V128L12 126L13 127V131H12V133H14L15 134V139L17 138L18 139V141H20V138H23L24 137V135H26L27 133H28V130L29 129H31V128H34L35 127V124H36V121H38V116H40V117H43L44 115H43V111H40V110H45L46 108H43V107H45V105L47 104V101H45V99H44V97H45ZM56 94V93H55ZM141 94V93H140ZM146 94V93H145ZM152 94H153V96H152ZM157 94V95H156ZM155 95H154V93H151L150 94V96H152V97H156L157 99L160 97L159 95H158V93H156ZM163 94V93H162ZM61 95V94H60ZM67 95H69V93L67 94ZM120 95H122L121 93H120ZM134 95V94H133ZM161 95V94H160ZM10 96H12V95H10ZM51 96V95H50ZM54 96V95H53ZM53 96H51V97H53ZM159 96V97H158ZM239 96V97H240ZM14 97V95L12 96V98ZM57 97V95L51 100V104H52V107L54 106V107H56V108H58L59 107V105H60V108H61V106H62V104H61V101H60V99L58 98H56ZM62 97V96H61ZM65 97V96H64ZM163 96H161L160 97V99H158V100H161L159 103H160V105H163V104H161V102H163V100L162 99H164V98H162ZM11 98V99H12ZM129 98H130V96H129ZM137 98V97H136ZM155 98V99H156ZM162 98V99H161ZM260 98V99H259ZM10 100V99H9ZM20 100H22V99H20ZM134 100V99H133ZM67 101V100H66ZM156 100H154V102H155ZM168 101V100H167ZM11 102V101H10ZM16 102V101H15ZM62 102H63V100H62ZM166 102V101H165ZM72 103V102H71ZM158 103V102H157ZM66 104V103H65ZM67 104H68V102H67ZM1 105H3V104H1ZM5 105V104H4ZM6 105L8 106V104H7V102H6ZM5 105V106H6ZM15 105V104H14ZM70 105V104H69ZM164 105H165V103H164ZM16 106H18V105H16ZM30 106V107H29ZM64 106V105H63ZM62 106V108L63 109H65V107H67V106H65V107H63ZM14 107V106H13ZM32 107V108H31ZM157 107V106H156ZM2 108V106L0 107V109ZM61 108V109H62ZM55 109V108H54ZM67 109H69V108H67ZM138 109V108H137ZM161 109V108H160ZM171 109V108H170ZM194 110L195 109H198V111H200V112H203L204 110H206V108H200V106L198 105V106H195V108H193ZM6 110V109H5ZM59 110V109H58ZM162 110V109H161ZM193 110V111H194ZM210 110V109H209ZM208 110V111H209ZM214 110V109H213ZM212 109H211V111H213ZM211 111H209V112H211ZM216 111H217V109H216ZM65 112H69V111H65ZM77 112H79V111H77ZM107 112V111H106ZM197 112V111H196ZM198 113V112H197ZM196 113V114H197ZM207 113V112H206ZM219 113V112H218ZM79 114V113H78ZM82 114V113H81ZM97 114V113H96ZM104 114H105V112H104ZM150 114V113H149ZM200 114V113H199ZM207 114H210V113H207ZM0 115H2L3 116V112H2V114H0ZM4 115H5V113H4ZM7 115V116H8ZM49 115V114H48ZM47 115V116H48ZM201 115V114H200ZM221 115V114H220ZM30 116H31V120L29 119L30 118ZM46 116V115H45ZM62 116H63V114H62ZM65 116V118H66V121L65 122H67L68 124H70L69 122L71 121V123L73 124V127H76L77 128V130H79L80 132L82 131V130H84V129H86V128H84V129H82L84 126H83V121H82V119L80 118V117H78V115L76 114H74V115H72V117L71 116H66V115H64ZM81 116V115H80ZM86 116V115H85ZM106 116V115H105ZM108 116V115H107ZM115 116V115H114ZM148 116V115H147ZM161 116H163V115H161ZM194 116V115H193ZM211 116V115H210ZM209 116V117H210ZM226 116V115H225ZM39 117V118H40ZM49 117H51L50 115H49ZM52 117H54V116H52ZM68 117H70V118H68ZM99 117H100V115H99ZM149 117V116H148ZM160 117V116H159ZM159 117L157 118V119H159ZM212 117H213V115H212ZM220 117V116H219ZM223 117V116H222ZM233 117H234V115H233ZM238 117V116H237ZM241 117V116H240ZM45 118V117H44ZM55 118V117H54ZM64 118V117H63ZM85 118V117H84ZM90 118V117H89ZM101 118V117H100ZM199 118V117H198ZM206 118V117H205ZM211 118V117H210ZM224 118V117H223ZM222 118V119H223ZM241 118H243V117H241ZM244 118H246V117H244ZM41 119V118H40ZM46 119V118H45ZM53 118H51V120H52ZM56 119V118H55ZM91 119V118H90ZM104 119H106V118H104ZM184 119V118H183ZM182 119V120H183ZM195 119V118H194ZM249 119V118H248ZM179 120H180V118H179ZM211 120H213V118L211 119ZM243 120V119H242ZM11 121V122H10ZM193 121H195V120H193ZM239 121V120H238ZM42 122V121H41ZM40 122V123H41ZM46 122V121H45ZM88 122V121H87ZM182 122V121H181ZM185 122H189V119H187V121H185ZM185 122H183V123H180V124H184ZM205 122V121H204ZM1 123V122H0ZM15 123H18L17 125H15ZM67 123L65 124L66 126H68V128L67 129H70L69 127V125H67ZM85 123V122H84ZM92 123V122H91ZM104 123V122H103ZM39 124V123H38ZM95 124V123H94ZM157 124V125H156ZM156 124H155V127L156 126H158L159 124V126L160 127H157V130H159V131H157L158 133L157 134H155V137H156V139H157V137H160L161 139H162V137L163 136H167L168 137V132H169V130L170 129H172L174 126H173V124L172 123H170L167 119H165V117H162V118H160L159 119V121L157 120V122H156ZM179 124V125H180ZM192 124H193V122H192ZM205 124V123H204ZM14 125L16 126V128H14ZM71 125V124H70ZM88 126H92V125H89V124H87ZM165 125V126H164ZM212 125H214V124H212ZM49 126V125H48ZM52 126V125H51ZM66 126H65V129H66ZM87 126V127H88ZM181 126V125H180ZM184 127H185V125H183ZM187 126H188V124H187ZM189 126H190V124H189ZM188 126V127H189ZM204 126V125H203ZM202 126V127H203ZM220 126V125H219ZM18 127V128H17ZM45 127H47L46 126V124H45ZM93 127V126H92ZM153 127H154V125H153ZM154 127V128H155ZM176 127V126H175ZM174 127V128H175ZM177 127H179V126H177ZM235 127V126H234ZM39 128H42V127H40V125L38 126V129ZM50 127H48V129H49ZM52 128V127H51ZM59 128H61V127H59ZM72 128V127H71ZM80 128V129H79ZM90 128V127H89ZM182 129L183 127H179V129ZM205 128V127H204ZM207 128V127H206ZM239 128V127H238ZM11 129V128H10ZM10 129H9V131H10ZM48 129H46V131L47 132H49L48 131ZM179 129L178 128H176V130H178L179 131ZM180 129V130H181ZM187 129V128H186ZM200 129V128H199ZM198 129V130H199ZM7 130V129H6ZM32 130V129H31ZM37 130V129H36ZM41 130V129H40ZM52 130V129H51ZM55 130V132H57L56 131V128L54 129ZM61 130V129H60ZM64 130V129H63ZM154 130V129H153ZM183 130H185V128L184 129H182L181 130V134L184 136V134H183ZM234 130V129H233ZM238 130V129H237ZM251 130V129H250ZM39 131V130H38ZM42 131H43V129H42ZM74 131H76V130H74ZM109 131H110V129H109ZM108 131V133L109 134H113V135H117L120 139H119V141L120 142H118V140L117 141H115V144H117V145H120V148H121V150H125V146L124 145H126L127 146V148H126V150H128V149H130L131 150V152L132 153H130V156L129 155H127L126 156V154H125V158H127L128 159V161H130L131 159H129L130 157H132L131 156V154L133 155V153H135V154H137L136 156H139V155H142L141 153H143L144 151L142 150L143 148V145L141 146V143H143V141L141 142V141H139L138 139H137V137H136V139L134 138L135 136H132L133 138H131V135H132V133H131V130H123V128L122 129H120V128H116L115 126H113V125H111V131L109 132ZM144 131V130H143ZM230 131H232V130H230ZM235 131V130H234ZM240 131V130H239ZM242 131V130H241ZM253 131V130H252ZM6 132V131H5ZM11 132V131H10ZM10 132H8V135L9 136H12L13 137V134L12 135H10L9 133ZM68 132H70V130H68ZM73 132V131H72ZM133 132V131H132ZM170 132H172V131H170ZM185 132V131H184ZM197 132V131H196ZM255 132H258V131H255ZM32 133V137L35 139V140H37V133H39V132H37V131H35V132H31ZM66 133V132H65ZM74 133V132H73ZM130 133V134H129ZM189 133V132H188ZM195 133V132H194ZM243 133V132H242ZM259 133H261V132H259ZM7 134V133H6ZM40 134V133H39ZM57 134V133H56ZM55 134V135H56ZM103 134H105V133H103ZM102 134V135H103ZM173 134H175V133H173ZM178 134H179V132H178ZM178 134H175L176 136L178 135ZM234 134H236V131L234 132ZM241 134V133H240ZM245 135H246V133H244ZM60 135H62V133L60 134ZM59 135V136H60ZM69 135V134H68ZM100 135V134H99ZM106 135H107V133H106ZM116 135H115V137H114V139L115 138H117L116 137ZM133 135H136V134H133ZM141 135V134H140ZM182 135H180L181 137V139L183 138L182 137ZM238 135V134H237ZM39 136V135H38ZM64 136H66V139L68 140V138H67V135H63V137ZM130 136V137H129ZM143 136V135H142ZM170 136V135H169ZM179 136V135H178ZM186 136V135H185ZM236 136V135H235ZM248 136V135H247ZM11 137V138H12ZM13 137V138H14ZM44 137V136H43ZM61 137V136H60ZM89 138H90V141L91 142H94L93 140H95V139H93V138H91L90 136H88ZM93 137V136H92ZM101 137V136H100ZM107 137V136H106ZM112 137V138H113ZM166 137V138H167ZM192 137H193V135H192ZM246 137V136H245ZM12 138V139H13ZM27 138V137H26ZM25 138V139H26ZM59 137H57V139H58ZM123 138H125V140H128V138H129V141L127 142V141H125ZM130 138H131V140H130ZM147 138H148V136H147ZM228 138V137H227ZM260 138H262V137H260ZM44 139V138H43ZM65 139V138H64ZM63 139V140H64ZM93 139V140H92ZM102 139V138H101ZM123 139V140H122ZM150 139V138H149ZM148 139V140H149ZM170 139V138H169ZM9 140H10V138H9ZM97 140V139H96ZM152 140H153V143H155L154 142V140H155V138L153 139L152 138ZM167 140H168V138H167ZM180 140V139H179ZM183 141L184 140H189V137H188V139H185V138H183L182 139ZM182 140H181V142H182ZM225 140V139H224ZM8 141V140H7ZM22 141V140H21ZM99 141V140H98ZM97 141V142H98ZM123 141H125V144L123 145ZM176 141V140H175ZM261 141H262V139H261ZM0 142H1V140H0ZM9 142H11V141H9ZM14 142H15V140H14ZM17 142V141H16ZM48 142V141H47ZM97 142L95 143V144H97ZM122 142V143H121ZM127 142V143H126ZM139 142H141L140 144H139ZM152 142V141H151ZM179 142V141H178ZM214 142V141H213ZM227 142V141H226ZM44 143V142H43ZM62 143V142H61ZM78 143V142H77ZM85 141L84 142H82V143H80V145L81 146H84L85 145ZM99 143V142H98ZM147 143H148V145H150L151 146V144H150V142H148L147 141ZM158 143V142H157ZM165 143V142H164ZM171 143V142H170ZM188 143H190V142H188ZM192 143V142H191ZM194 143V145L195 144H197L196 142H193ZM238 143V142H237ZM17 144V143H16ZM19 144V143H18ZM17 144V145H18ZM40 144V143H39ZM67 144H69V142L67 143ZM95 144H92V147H96L95 146ZM113 144V143H112ZM144 144H146V142H144ZM160 144H161V142H160ZM177 144H179V143H177ZM182 145H188V144H183V143H181ZM1 145V144H0ZM15 145V144H14ZM43 145H45V144H43ZM42 145V146H43ZM47 146L45 147V150L43 151V154H42V156H40V157H38L37 158V161H35L34 163H33V166H34V171L36 170V169H39L40 168V166H42V164H43V162H44V160L47 158V159H49V161L51 160V164L50 165H47L46 166V168H45V172H43V171H41V172H39V173H42L41 174V180H42V182H43V185H42V187L41 188H43V187H45L44 186V184L47 182L44 178H51V181L53 182V184H54V188H56V189H58V188H62V191H65L64 193L66 194V193H68L69 194V191H70V193H71V191H72V193L77 197L78 195H80L81 193H79V189H72L73 187H72V185L73 184H75V182H74V179L75 178H77V177H79L78 179H80L81 177H80V175L81 174H86L88 177L86 178L87 180H88V185H91V183H92V180L95 178V174H94V172H92V171H94V170H96V169H94L93 167H92V165L90 164V163H87V166L83 163L82 164V162H84L83 161V159H85L84 157L83 158H81L82 159V162L80 163L79 162V159H78V156L80 155H74L75 154V151H72V152H74L73 153V155H74V157H71V159L69 158V160L68 159H66L65 160V164H63L62 163V165L61 166H58L59 168H56V166H53V164H56V162H54L53 160H54V155H55V153H56V151L58 150V149H56V151H55V153H53L50 149H48L49 148V144H46ZM70 145V144H69ZM94 145V146H93ZM99 145V144H98ZM101 145V144H100ZM153 145V144H152ZM170 145V144H169ZM190 145V144H189ZM210 145V144H209ZM208 145V146H209ZM10 146H12V144L10 145ZM9 146V147H10ZM21 146V145H20ZM81 146L80 147H77V148H80L79 149V151H77V152H80V150H81ZM144 146H147V144L146 145H144ZM150 146H148V147H150ZM176 146V145H175ZM181 146V145H180ZM179 146V147H180ZM215 146V145H214ZM219 146V145H218ZM13 147V146H12ZM58 147V146H57ZM56 147V148H57ZM72 147V146H71ZM123 147H125L124 149H122ZM166 147V146H165ZM177 147V146H176ZM223 148H224V146H222ZM15 148V147H14ZM18 148H21V147H18ZM63 148V147H62ZM69 148V147H68ZM84 148V147H83ZM97 148V147H96ZM117 148V147H116ZM116 148H113L114 150L116 149ZM147 148V147H146ZM153 148H154V146H153ZM153 148H149V149H153ZM168 148V147H167ZM196 148H197V146H196ZM210 148H211V146H210ZM220 148V147H219ZM219 148H218V151H219ZM1 149V148H0ZM60 149V148H59ZM70 149V148H69ZM110 149V148H109ZM112 149V148H111ZM110 149V151H114V150H111ZM148 149V148H147ZM156 149V148H155ZM159 149V148H158ZM180 149V148H179ZM213 149V148H212ZM15 150V149H14ZM53 150V149H52ZM120 150V151H121ZM133 150V151H132ZM177 150V149H176ZM175 150V151H176ZM209 151H210V149H208ZM3 151V150H2ZM61 151V150H60ZM59 151V152H60ZM85 151V150H84ZM105 151L107 152V149H105ZM117 151H118V149H117ZM119 151V152H120ZM129 151V150H128ZM141 151H143V152H140ZM147 151V150H146ZM149 151V150H148ZM148 151L145 153V154H148ZM178 151V150H177ZM213 151H215V150H213ZM212 150H211V152H213ZM18 152H19V149H18ZM86 152H88V151H86ZM86 152H84V153H86ZM102 152V151H101ZM115 152H116V150H115ZM119 152H116V153H114L115 155H117L118 156V154H119ZM125 152V151H124ZM154 152H155V150H154ZM163 152V151H162ZM172 152H173V150H172ZM179 152V151H178ZM1 153V152H0ZM17 153V152H16ZM96 153V152H95ZM118 153V154H117ZM126 153H128V152H126ZM155 153H157V152H155ZM163 153H165V152H163ZM176 153V152H175ZM175 153L174 154H171V155H169L168 153H167V155H169V156H171V159L169 160V157H168V159H167V161H169L171 164H169V166L171 167V166H173V165H175L174 164V162H176L177 160L176 159H178V158H173L172 156H174L175 155ZM2 154V153H1ZM3 154H5L6 155V153H3ZM2 154V155H3ZM10 154V153H9ZM24 154V153H23ZM63 154V153H62ZM77 154V153H76ZM91 155H92V153H90ZM114 154H112L113 156H114ZM135 154H134V157H135ZM139 154V155H138ZM190 154V153H189ZM196 154H197V151H196ZM11 155V154H10ZM19 155H20V153H19ZM19 155L17 156V155H15V156H17V157H19ZM87 155H89V154H87ZM102 155V154H101ZM104 155H106V154H104ZM103 155V156H104ZM109 155V154H108ZM120 155V154H119ZM152 155V154H151ZM155 155V154H154ZM165 155V154H164ZM177 155V154H176ZM178 155H180L181 156V154H178ZM187 155V154H186ZM191 155V154H190ZM195 155V154H194ZM193 155V156H194ZM90 156V155H89ZM88 156V158L90 159L91 157H89ZM123 156H124V154H123ZM129 156V157H128ZM146 156V155H145ZM148 156H150V155H148ZM148 156H146V157H148ZM160 156H162V155H160ZM13 157V156H12ZM94 157V156H93ZM116 157V156H115ZM121 157V156H120ZM133 157V158H134ZM144 157V156H143ZM158 157V158H157ZM178 157V156H177ZM201 157V156H200ZM5 158H7V157H5ZM9 158V157H8ZM51 158V159H50ZM53 158V159H52ZM112 158V157H111ZM121 158H123V157H121ZM124 158V159H125ZM136 158V157H135ZM139 158H140V156H139ZM142 158V157H141ZM164 159H165V157H163ZM180 158V157H179ZM189 158H191V157H189ZM202 158V157H201ZM200 158V159H201ZM209 158H211L210 156H209ZM2 159V158H1ZM4 159V158H3ZM12 159V158H11ZM19 159V158H18ZM89 159H87V160H89ZM138 159V158H137ZM136 159V160H137ZM142 159H144V158H142ZM146 159V158H145ZM148 159V158H147ZM153 159V158H152ZM156 159H160L159 158V156H156ZM163 159V160H164ZM182 159V158H181ZM194 159V158H193ZM208 159V158H207ZM213 159V158H212ZM5 160V159H4ZM9 160H10V158H9ZM15 160H17V159H15ZM14 160V161H15ZM26 160V159H25ZM56 160V159H55ZM94 160V159H93ZM126 160V159H125ZM134 160V159H133ZM139 160H141V159H139ZM138 160V161H139ZM150 160H151V158H150ZM185 160V159H184ZM8 161V160H7ZM28 161V160H27ZM33 161V160H32ZM100 161V160H99ZM127 161V162H128ZM147 161V160H146ZM158 161V160H157ZM179 161V160H178ZM177 161V162H178ZM203 161V160H202ZM201 161V162H202ZM209 161H211L212 162V160H209ZM2 162V161H1ZM11 162V161H10ZM16 162V161H15ZM62 162V161H61ZM64 162V161H63ZM137 162V161H136ZM135 162V163H136ZM139 162H141V161H139ZM142 162H143V160H142ZM141 162V163H142ZM147 162H149V160L147 161ZM160 162V161H159ZM158 162V163H159ZM163 161H161V163H162ZM169 162H165L166 164L167 163H169ZM193 162V161H192ZM198 162H199V160H198ZM205 162H206V160H205ZM217 162H219V161H217ZM223 162V161H222ZM3 163V162H2ZM7 163V162H6ZM14 163V162H13ZM17 163H19V161L17 162ZM16 163V164H17ZM32 163V162H31ZM57 163H58V161H57ZM129 163H131V162H129ZM155 163V162H154ZM206 163H210V162H206ZM5 164V163H4ZM24 164V163H23ZM59 164H60V162H59ZM58 164V165H59ZM78 164H80V165H78ZM150 164V163H149ZM200 164H202V163H200ZM6 165V164H5ZM7 165H10V163L8 164L7 163ZM32 165V164H31ZM135 165V164H134ZM138 165V164H137ZM160 166H161V164H159ZM184 165V164H183ZM163 166H165V165H163ZM175 166H178V165H175ZM174 166V167H175ZM29 167V166H28ZM52 167V168H51ZM162 167V166H161ZM186 167V166H185ZM5 168V167H4ZM134 168V167H133ZM172 168V167H171ZM176 168V167H175ZM9 169V168H8ZM92 169H94V170H92ZM136 169V168H135ZM134 169V170H135ZM165 169H166V167H165ZM169 169V168H168ZM168 169H166V171L168 170ZM173 169V168H172ZM179 169V168H178ZM17 170H18V167H17ZM17 170H15L14 172H16ZM81 170V171H80ZM129 170V169H128ZM159 170V169H158ZM171 170V169H170ZM176 170V169H175ZM185 170V169H184ZM192 170V169H191ZM4 171V170H3ZM19 171V170H18ZM31 171H32V169H31ZM33 171V172H34ZM39 171V170H38ZM139 171H142V170H139ZM145 171V170H144ZM162 171V170H161ZM29 172V171H28ZM37 172V171H36ZM97 171H95V173H96ZM100 172V171H99ZM138 172V171H137ZM136 172V173H137ZM146 172V171H145ZM145 172H144V175H146L145 174ZM157 172H159V171H157ZM163 172V171H162ZM178 172H179V170H178ZM18 173V172H17ZM103 173V172H102ZM146 173H148V172H146ZM152 173V172H151ZM166 172H164L163 174H165ZM168 173V172H167ZM180 173V172H179ZM179 173H176V172H171V173H168V174H165L164 175V177H158V179H160V180H163V179H166L165 181L163 180V181H160L161 183H158L159 181H157V180H155L156 182H157V184H162V185H160L161 186V188L160 187H158V190L160 189V192L161 193H164V194H166V195H169V194H171L172 193V195H169L168 197H169V199L167 200V201H169L170 200V202H174L175 200H176V198H177V200L179 201V199L181 198V197H178L179 195H180V193H178L179 195L178 196H176L175 195V193H174V191L173 190H176L177 188H179V190H178V192H182V190H183V188H180V186H181V184H182V182H183V180H185L184 179V177L186 178V176H183L182 175V173H180L182 176H179L180 174ZM2 174V173H1ZM33 174V173H32ZM31 174V176H33ZM104 174H105V172L102 174V178H100L101 180H103V178H104ZM131 174V173H130ZM137 174H139V173H137ZM149 174V173H148ZM155 174L157 175V173L155 172ZM160 174H162V173H160ZM179 174V175H178ZM183 174H185V173H183ZM190 174V173H189ZM36 175V174H35ZM39 175V174H38ZM36 176V179H35V177H34V179L35 180H37V181H39V179H37V177L38 178H40L39 176ZM92 175H94V176H92ZM143 175V174H142ZM151 175V174H150ZM152 175H154L153 173H152ZM178 175V176H177ZM27 176V175H26ZM160 176H163V175H160ZM10 177V176H9ZM24 177V176H23ZM67 177H69L70 179L68 180V181H65V179L67 178ZM97 177H98V179H99V176H96V180H97ZM147 177L149 178V176L147 175ZM157 177V176H156ZM183 177V178H182ZM191 177V176H190ZM189 177V178H190ZM32 178V177H31ZM49 178V179H50ZM65 178V179H64ZM154 178H155V176H154ZM235 178V177H234ZM1 179H3V177L1 178ZM21 179V178H20ZM33 179V180H34ZM145 179H146V177H145ZM145 179L144 180H142V177H141V180L142 181H145ZM153 179V178H152ZM155 179H157V178H155ZM191 179V178H190ZM14 180H15V178H14ZM13 180V181H14ZM60 180H64V181H60ZM84 180H85V178H84ZM86 180V181H87ZM100 180V181H101ZM105 180H106V178H105ZM108 180V179H107ZM139 180V179H138ZM147 180H149V182H150V179H147ZM232 180V179H231ZM78 181V180H77ZM76 181V182H77ZM98 181V180H97ZM137 181V180H136ZM152 181H154V180H152ZM41 182V181H40ZM41 182V183H42ZM105 182V181H104ZM138 182V181H137ZM209 182V181H208ZM39 183V182H38ZM69 183V184H68ZM79 182H77V184H78ZM107 183V182H106ZM139 183V182H138ZM144 183H146V181L144 182ZM143 183V185L142 186H146L147 184H144ZM152 183V182H151ZM153 183H155V182H153ZM2 184V183H1ZM24 184V183H23ZM27 184V183H26ZM34 184H36L35 182L33 183V185ZM52 184V183H51ZM53 184L52 185H50L49 187H53ZM67 184V185H66ZM83 184V183H82ZM111 184H112V182H111ZM212 184V183H211ZM232 184V183H231ZM20 185V184H19ZM31 185V184H30ZM38 185V184H37ZM39 185H40V183H39ZM38 185V186H39ZM47 185V184H46ZM103 185H105V184H103ZM110 185V184H109ZM115 184H113V185H111V186H114ZM140 185H141V183H140ZM149 185V184H148ZM156 185V184H155ZM215 185V184H214ZM213 185V186H214ZM21 186H23V185H21ZM25 186H27V185H25ZM41 186V185H40ZM66 186V187H65ZM108 186V185H107ZM117 186V185H116ZM141 186V187H142ZM150 186H153V185H150ZM212 186V187H213ZM229 186V185H228ZM30 187V186H29ZM28 187V188H29ZM34 187V186H33ZM47 187V186H46ZM85 187V186H84ZM87 187V186H86ZM105 187V186H104ZM120 187V186H119ZM140 187V188H141ZM157 187V186H156ZM35 188V187H34ZM39 188V187H38ZM41 188H39V189H41ZM88 188V187H87ZM113 188V187H112ZM143 188H145L144 190H147L146 188H147V186L146 187H143ZM217 188V187H216ZM19 189V188H18ZM30 189H31V187H30ZM47 189V191L49 192V190H48V188H46ZM50 189V188H49ZM72 189V190H71ZM121 189H122V186H121ZM150 189H152V188H149L148 190H150ZM153 189H156V188H153ZM163 189V191H161ZM52 190H53V188H52ZM55 190V189H54ZM120 190V189H119ZM129 190V189H128ZM135 190H137V189H135ZM134 190V191H135ZM144 190H143V192H144ZM147 190V192H150V191H148ZM157 190V191H158ZM181 190V191H180ZM7 191V190H6ZM35 191V190H34ZM44 191V190H43ZM51 191V190H50ZM56 191V190H55ZM86 191V190H85ZM95 191V190H94ZM109 191V193L111 194L112 193V189H111V192H110V190H109V186L106 188L105 187V193L107 194V192ZM118 191V190H117ZM121 192L123 191L124 193H126V190H120ZM131 191H133V190H131ZM130 190H129V193L131 192ZM138 191V190H137ZM156 191V190H155ZM1 192V191H0ZM22 192V191H21ZM32 192V191H31ZM41 192H42V190H41ZM46 191H44V193H45ZM54 192V191H53ZM58 191H56V193H57ZM97 192V191H96ZM141 192V191H140ZM140 192H139V194H140ZM143 192H141V193H143ZM146 192V191H145ZM160 192H157V193H159L160 194ZM217 192V191H216ZM219 192V191H218ZM39 193V196L41 195L40 194V191L38 192ZM43 193V194H44ZM51 193V192H50ZM59 193V192H58ZM57 193V194H58ZM70 194V198H71V195H72V198H73V194ZM103 193H104V190H103ZM118 193V192H117ZM128 192H127V194L128 195H126V196H128L129 197V195H132V196H134L133 194H129ZM132 193V192H131ZM133 193H135V192H133ZM221 193H223V192H221ZM49 194V193H48ZM62 194V193H61ZM97 194V193H96ZM109 194V195H110ZM146 194H148V193H146ZM176 194H177V192H176ZM218 194V193H217ZM216 194V196H218ZM223 194H225V196H226V193H223ZM1 195V194H0ZM45 195V194H44ZM54 195V194H53ZM98 195H100L99 193H98ZM105 195V194H104ZM119 195V194H118ZM123 195H125V194H123ZM152 195V194H151ZM215 195V194H214ZM4 196H6L7 197V195H5L4 194ZM38 196V195H37ZM46 196V195H45ZM55 196V195H54ZM83 196V195H82ZM89 196V195H88ZM93 196V195H92ZM91 196V197H92ZM103 196V195H102ZM111 196V195H110ZM144 196V195H143ZM153 196H154V194H153ZM156 196H158L157 194H156ZM161 196V195H160ZM159 196V197H160ZM221 196V195H220ZM223 196V195H222ZM1 197V196H0ZM20 197V196H19ZM44 197V196H43ZM49 197V196H48ZM84 197V196H83ZM94 197V196H93ZM104 197V196H103ZM106 197H109V196H107L106 195ZM116 197V196H115ZM136 197H137V195H136ZM172 197L174 198L173 199V201H172ZM219 197V196H218ZM4 198V197H3ZM10 198H11V196H10ZM15 198V197H14ZM13 198V200H16V199H14ZM45 198V197H44ZM43 198V199H44ZM54 198V197H53ZM109 198H111V197H109ZM144 198V197H143ZM155 198V197H154ZM216 199H217V197H215ZM224 198V197H223ZM4 199H6V198H4ZM9 199V198H8ZM12 199V198H11ZM42 199V200H43ZM49 199H50V197H49ZM55 199V198H54ZM64 199V198H63ZM63 199H61V200H63ZM68 199H69V197H68ZM86 199V198H85ZM88 199V198H87ZM98 199V198H97ZM104 199H106V198H104ZM112 199H113V197H112ZM116 199V198H115ZM139 199V198H138ZM145 199V198H144ZM149 199H150V197H149ZM167 199V198H166ZM165 199V200H166ZM7 200V199H6ZM10 200V199H9ZM47 199H45V201H46ZM71 200H73V199H71ZM124 200V199H123ZM143 200V199H142ZM176 200V201H177ZM217 200H219V198L217 199ZM216 200V201H217ZM3 201H5V200H3ZM19 201V200H18ZM36 201H37V199H36ZM44 201V200H43ZM50 201V200H49ZM52 201V200H51ZM105 201H107V200H105ZM128 201H130V200H128ZM138 201V200H137ZM139 201H141V200H139ZM175 201V202H176ZM1 202V201H0ZM7 202V201H6ZM13 202H16V201H13ZM47 202V201H46ZM53 202V201H52ZM51 202V203H52ZM66 202V201H65ZM81 202V201H80ZM88 202V201H87ZM100 202V201H99ZM103 202V201H102ZM117 202V201H116ZM3 203V202H2ZM9 203V206H10V210H12V211H14L13 209L14 208H12L11 207V205H10V203L11 202H8ZM42 203V202H41ZM48 203V202H47ZM56 203V202H55ZM55 203H54V205H55ZM67 203V202H66ZM65 203V204H66ZM95 203H96V200H95ZM111 203V202H110ZM121 203H122V201H121ZM154 203V202H153ZM166 203V202H165ZM197 203L199 204V201H197ZM197 203H195L194 204V206L192 207V209H190L189 211H187V212H185V211H183V212H180V213H177V215L175 216L176 217V219H177V221H180L179 222V224H181V226H187V225H189L191 222H195V221H198L199 223H200V209L197 207L198 206V204ZM17 204V203H16ZM30 204V203H29ZM44 204V203H43ZM42 204V205H43ZM49 204V203H48ZM53 204V203H52ZM88 204V203H87ZM86 204V205H87ZM102 204V203H101ZM101 204H99V205H101ZM167 204H169V202L167 203ZM5 205L6 204H0V213H2L3 214V212H4V210H6V209H4V207H5ZM12 205H14V204H12ZM18 205V204H17ZM72 205V204H71ZM82 205H84V204H82ZM86 205H84V206H86ZM114 205H116V204H114ZM121 205V204H120ZM125 204H123V206H124ZM146 204L144 203V207L146 208V206L148 207V204L145 206ZM161 205V204H160ZM159 205V206H160ZM164 205H166V204H163V206ZM170 205H171V203H170ZM202 205H204V204H202ZM15 206V205H14ZM33 206V205H32ZM40 206V205H39ZM46 206H48V205H46ZM80 206V205H79ZM79 206H77L76 205V207H79ZM107 206V205H106ZM111 206V205H110ZM150 206V205H149ZM151 206H153L152 205V203H151ZM168 206V205H167ZM7 207H8V205H7ZM17 207V206H16ZM34 207V206H33ZM58 207H59V209L61 208L62 210H66V209H68L70 212H73V213H75V209H76V207H74V208H70V207H68V206H66V205H60V204H58ZM108 207H109V205H108ZM111 207H114V206H111ZM116 208H117V206H115ZM122 207V206H121ZM18 208V207H17ZM104 208V207H103ZM119 208V207H118ZM125 208V207H124ZM132 208V207H131ZM130 207H128V209H131ZM137 208L139 209L140 207H138L137 206ZM136 208V209H137ZM142 208V207H141ZM163 208V207H162ZM161 208V209H162ZM185 208H186V206H185ZM191 208V207H190ZM202 208V207H201ZM35 209V208H34ZM60 209V210H61ZM83 209V212H85L84 211V207L82 208ZM87 209V208H86ZM104 209H107V208H104ZM144 209V208H143ZM143 209H142V211H143ZM188 209V208H187ZM27 210H28V208H27ZM40 210V209H39ZM54 210H56L55 208H54ZM101 210V209H100ZM57 211V210H56ZM102 211H103V209H102ZM116 211H119V210H117V209H115V212ZM123 211V210H122ZM131 211V210H130ZM133 211H136L135 209H133ZM159 211V210H158ZM8 211H6V213H7ZM28 212V211H27ZM58 212H60V211H58ZM62 212V211H61ZM69 212V213H70ZM77 212H78V210H77ZM109 212V211H108ZM113 212H114V209H113ZM141 212V211H140ZM157 212V211H156ZM178 212H179V210H178ZM11 213V212H10ZM56 213V212H55ZM72 213V214H73ZM92 213V212H91ZM99 213V212H98ZM119 213V212H118ZM131 213H133V212H131ZM142 213V212H141ZM149 213H152V215H153V211L152 212H149ZM149 213H148V216H150L149 215ZM14 214H15V212H14ZM23 214H25V212H23ZM56 214H58V213H56ZM78 214V213H77ZM193 215V216H188V215ZM62 215V214H61ZM87 215V214H86ZM85 215V216H86ZM119 215V214H118ZM128 215H130V213L128 214ZM132 215H135V214H132ZM15 215H13V217H14ZM18 216V215H17ZM20 216H21V214H20ZM29 216V215H28ZM42 216H43V214H42ZM136 216H137V213H136ZM135 216V217H136ZM140 216V215H139ZM144 216V215H143ZM142 216V217H143ZM40 217V216H39ZM64 217V216H63ZM69 217V216H68ZM72 217V216H71ZM94 217V216H93ZM127 217V216H126ZM133 217V216H132ZM142 217H141V219H142ZM20 218V217H19ZM18 218V219H19ZM57 218V217H56ZM70 218V217H69ZM90 217H86V219H85V221H86V223H87V221H88V219H89ZM129 218V217H128ZM137 218H138V216H137ZM140 218V217H139ZM138 218V219H139ZM144 218V217H143ZM25 219V218H24ZM41 219V218H40ZM55 219V218H54ZM64 219V218H63ZM91 219V218H90ZM130 219H132V218H130ZM138 219H137V221H138ZM140 219V220H141ZM151 219H153V218H151ZM150 219V220H151ZM237 219V218H236ZM21 220V219H20ZM22 220H23V218H22ZM31 220V219H30ZM29 220V221H30ZM80 220V221H79ZM79 225L80 224H83L82 222H83V218H82V215H81V218L79 217ZM94 220V219H93ZM95 220H96V218H95ZM105 220H107V219H105ZM136 220V219H135ZM135 220H132L133 222L135 221ZM143 220H145V219H143ZM149 220V219H148ZM204 220V219H203ZM228 220V219H227ZM37 222H39V219L38 220H36ZM41 221H42V219H41ZM40 221V222H41ZM55 221V220H54ZM56 221H57V219H56ZM61 221V220H60ZM91 221V220H90ZM5 222V221H4ZM32 222V221H31ZM35 222V221H34ZM37 222H35V223H37ZM92 222V221H91ZM97 222H98V220H97ZM102 222H104V221H102ZM114 222V221H113ZM126 222V221H125ZM139 222V221H138ZM148 222V221H147ZM147 222H146V224H147ZM152 222H154V220L152 221L151 220V223ZM215 222V221H214ZM226 222V221H225ZM224 222V223H225ZM23 223V222H22ZM94 223H96V222H94ZM140 223V222H139ZM138 223V224H139ZM142 223V222H141ZM144 223V222H143ZM3 224V225H2ZM9 224V223H8ZM21 224V223H20ZM28 224V223H27ZM42 224V223H41ZM56 224H57V222H56ZM55 224V225H56ZM93 224V223H92ZM91 224V225H92ZM99 224V223H98ZM115 224V223H114ZM132 224H134V223H132ZM153 224V223H152ZM11 225V224H10ZM17 225V224H16ZM36 225V224H35ZM47 225H49V224H47ZM52 225V224H51ZM77 225V224H76ZM87 225H89L88 223H87ZM175 225H176V223H175ZM177 225H178V223H177ZM177 225H176V227H177ZM1 226H3V227H6V225L3 223V221H2V223L0 224V227ZM40 226V225H39ZM75 226V225H74ZM84 226V225H83ZM52 227V226H51ZM88 227V226H87ZM96 227V226H95ZM201 227H202V225H201ZM207 227V226H206ZM214 227V226H213ZM217 227V226H216ZM215 227V228H216ZM221 227H223V226H221ZM32 228V227H31ZM31 228H30V230H31ZM44 227H42V229H43ZM53 228V227H52ZM77 228V227H76ZM205 228V227H204ZM210 227H208L207 229L209 230V231H211L210 229H209ZM6 229H7V227H6ZM5 228H4V232L6 233V234H3L4 236H6L7 237V239H8V235H10V232L9 233H7L8 231L6 230ZM55 229V228H54ZM178 229V228H177ZM207 229H203L202 228V230L201 231H199L198 232V230H195V232H197L198 234L197 235H194L193 234V232H189V231H187L186 232V234H185V236H186V239H185V241L184 242H180V243H178V242H175V243H177V244H175V245H171V246H169V248L167 249L166 248V251L168 250V254L166 255V256H168L169 255V257H170V259H172L171 260V264H188V262H189V258H190V256L192 255V257L191 258H193V257H195L194 256V254H195V252H198L199 253V251H197V250H199L200 248H201V243L203 242L202 240V238H204V236H206L205 235V233H207ZM77 230V229H76ZM79 230H80V228H79ZM91 230H92V228H91ZM174 230H176V229H174ZM212 230H213V228H212ZM218 230H220V228H218ZM225 230V229H224ZM1 231H2V229H1ZM7 231V232H6ZM104 231V230H103ZM130 231V230H129ZM206 231V232H205ZM42 232V231H41ZM46 232V231H45ZM52 232H54L53 230H52ZM82 232V231H81ZM94 231H92V233H93ZM128 232V231H127ZM194 232V233H195ZM212 232V231H211ZM213 232H214V230H213ZM91 233V234H92ZM96 233V232H95ZM94 233V234H95ZM115 233V232H114ZM114 233H113V235H114ZM129 233V232H128ZM208 233H210V232H208ZM207 233V234H208ZM215 233H216V231H215ZM214 233V234H215ZM1 234V233H0ZM34 234V233H33ZM54 234H55V232H54ZM93 234V235H94ZM135 234V233H134ZM211 235H212V233H210ZM210 234H208L209 236H211ZM2 234L0 235V245H3L5 242H6V240H5V237L3 236ZM23 235V234H22ZM50 235H51V233H50ZM82 235V234H81ZM92 235V236H93ZM125 235H127L126 233H125ZM137 235H139V234H137ZM151 235V234H150ZM4 238H3V237ZM27 236V235H26ZM32 236V235H31ZM31 236H29V237H27L26 239H25V237H22V242L23 243H25L26 241L25 240H28V241H31L32 242V240H33V237H31ZM57 236V235H56ZM84 236V235H83ZM90 236V235H89ZM149 236V235H148ZM208 236V237H209ZM220 236V235H219ZM52 237V236H51ZM94 237H97V236H94ZM101 237V236H100ZM99 237V238H100ZM103 237V236H102ZM142 237V236H141ZM154 237V236H153ZM171 236H169V238H170ZM1 238L3 239V241L5 240V242H3L2 240H1ZM49 238H50V236H49ZM59 238V237H58ZM105 238H107V237H105ZM115 238V237H114ZM44 239H46V238H44ZM111 239V238H110ZM138 240H139V238H137ZM177 239V238H176ZM50 240H51V238H50ZM61 240V239H60ZM92 240V239H91ZM97 240H98V238H97ZM102 240V239H101ZM106 240V239H105ZM207 240V239H206ZM206 240H204V241H206ZM42 241H43V238H42ZM45 241V240H44ZM57 241V240H56ZM96 241V240H95ZM104 241V240H103ZM103 241H102V243H103ZM147 241V240H146ZM8 242V241H7ZM21 242V243H22ZM51 242V241H50ZM85 242V241H84ZM140 242H141V240H140ZM144 242V241H143ZM230 242V241H229ZM22 243V244H23ZM107 243V242H106ZM113 243V242H112ZM134 243H136V242H134ZM43 244V243H42ZM109 244H110V242H109ZM138 244H140V243H138ZM28 245V244H27ZM38 245H40V244H36V243H33V248H37V246ZM63 245V244H62ZM165 245H169V244H166L165 243ZM25 246V245H24ZM30 246V245H29ZM49 246H51V245H49ZM160 246H162V245H160ZM164 246V245H163ZM1 248V254H5L4 256H6V255H8V253L10 252V250H9V248H8V250H6L5 248L4 249H2L3 248V246H0ZM23 247V246H22ZM45 247V246H44ZM100 247V246H99ZM134 247V246H133ZM158 247H159V245H158ZM165 247V246H164ZM31 248V247H30ZM39 248V247H38ZM54 248V247H53ZM65 248V247H64ZM87 248V247H86ZM90 248V247H89ZM2 250H5V251H2ZM103 250V249H102ZM6 251H9L8 253L6 252ZM42 251V250H41ZM40 251V252H41ZM46 251V250H45ZM55 251V250H54ZM158 251H160V250H158ZM157 251V252H158ZM2 252H5V253H2ZM33 254H32V257H33V259L34 260H37V259H40L39 258V255H38V251L37 250H35V249H33V251H31ZM7 253V254H6ZM15 253V252H14ZM43 253V252H42ZM102 253H104V252H102ZM144 253V252H143ZM161 253H162V249H161ZM198 253H196V255L198 256ZM0 254V258H2V259H0L1 261H0V263L1 264H9L10 263V261L8 260V259H10V260H13V262L15 261L14 259H11V258H13V257H15L16 258V255L15 256H13V257H11V258H9L10 257V255H12V254H9L8 256H6V257H8V261L7 260H4V259H6V257L4 258V257H2V255ZM40 254V253H39ZM46 255V254H45ZM57 255H58V253H57ZM64 255V254H63ZM103 255V254H102ZM21 255H19L18 257H20ZM31 256V255H30ZM29 257V256H28ZM41 257V256H40ZM60 257V256H59ZM123 257V256H122ZM25 258V257H24ZM42 258V257H41ZM45 258V257H44ZM99 258V257H98ZM110 258V257H109ZM121 258V257H120ZM196 258V257H195ZM21 259V258H20ZM27 259V258H26ZM102 259V258H101ZM147 259H149V258H147ZM159 259H161V258H159ZM5 262H4V261ZM16 260H17V262H18V259L16 258ZM31 260V259H30ZM61 260H62V258H61ZM161 260H163V259H161ZM195 260V259H194ZM3 261V262H2ZM166 261V263H167V260H165ZM191 261V260H190ZM12 261H11V263H13ZM16 262V263H17ZM21 262V261H20ZM25 262V261H24ZM33 262V261H32ZM135 262V261H134ZM159 262V261H158ZM27 263H28V261H27ZM31 263V262H30ZM139 263H142L141 261L139 262ZM138 263V264H139ZM144 263V262H143ZM13 264H15V263H13ZM18 264V263H17ZM62 264H63V262H62ZM146 264V263H145ZM156 264V263H155ZM159 264V263H158ZM189 264H190V262H189Z\"/></svg>",
	"mask_w": 264,
	"mask_h": 264
}]
</instances>
